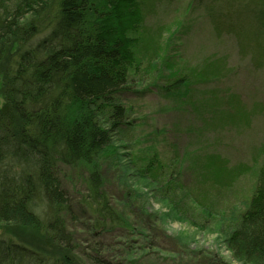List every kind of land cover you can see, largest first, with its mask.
<instances>
[{"label":"trees","instance_id":"trees-1","mask_svg":"<svg viewBox=\"0 0 264 264\" xmlns=\"http://www.w3.org/2000/svg\"><path fill=\"white\" fill-rule=\"evenodd\" d=\"M158 1L0 0V264H133L126 255L141 251L136 226L105 192L99 161L125 127L124 100L138 94L124 67L133 59L130 34ZM217 1L205 5L218 13L210 16L214 28L239 41L247 15L264 12V0ZM80 167L89 188L70 196L65 184L82 182ZM151 216L135 221L143 250H170V240L167 252L180 258L173 239L156 237L162 230ZM12 227L29 230L39 245L14 239ZM227 246L241 264H264V161ZM186 257V264H228L206 250Z\"/></svg>","mask_w":264,"mask_h":264},{"label":"rangeland","instance_id":"rangeland-1","mask_svg":"<svg viewBox=\"0 0 264 264\" xmlns=\"http://www.w3.org/2000/svg\"><path fill=\"white\" fill-rule=\"evenodd\" d=\"M212 1L159 0L144 27L130 34L133 59L124 67L138 94L124 100L125 127L99 170L107 196L139 234L144 230L136 219L153 215L162 230L156 237L167 234L184 252L180 258L169 253L170 240V250H143L138 234L141 251L125 257L133 264H186V256L202 250L241 264L227 242L248 209L264 161V12L247 15L239 41L214 28L210 16L218 13L205 9ZM178 78L184 85L168 92ZM79 171L82 182L65 184L70 196L89 188L88 170ZM6 231L39 245L27 229ZM73 231L83 238L82 228ZM118 241L116 260L117 250L123 251Z\"/></svg>","mask_w":264,"mask_h":264},{"label":"water","instance_id":"water-1","mask_svg":"<svg viewBox=\"0 0 264 264\" xmlns=\"http://www.w3.org/2000/svg\"><path fill=\"white\" fill-rule=\"evenodd\" d=\"M1 100H2V98L0 97V105L2 104V102H3V100H2V102H1Z\"/></svg>","mask_w":264,"mask_h":264},{"label":"bare ground","instance_id":"bare-ground-1","mask_svg":"<svg viewBox=\"0 0 264 264\" xmlns=\"http://www.w3.org/2000/svg\"><path fill=\"white\" fill-rule=\"evenodd\" d=\"M115 136H116V134L113 137H115Z\"/></svg>","mask_w":264,"mask_h":264}]
</instances>
